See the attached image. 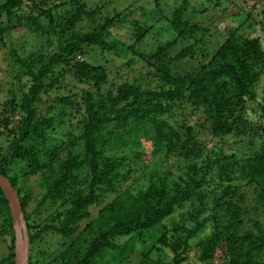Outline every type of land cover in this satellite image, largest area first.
I'll return each mask as SVG.
<instances>
[{"label": "trees", "instance_id": "obj_1", "mask_svg": "<svg viewBox=\"0 0 264 264\" xmlns=\"http://www.w3.org/2000/svg\"><path fill=\"white\" fill-rule=\"evenodd\" d=\"M147 1L158 19L146 27L132 18L137 1L109 14L108 4L83 0H0V45L25 29L51 49L12 48L5 89L0 80V175L21 205L28 264H189L190 254L193 264H264L261 41L239 33L244 23L219 34L193 20L220 0H178L168 15L160 0ZM129 26L132 42L106 40ZM152 32L158 45L145 54L139 44ZM87 48L142 59L154 85L136 78L105 89L109 70L80 60ZM160 155L182 161L180 174L154 171L140 181L138 166ZM30 177L39 199L24 187ZM45 235L59 239L52 252L38 247ZM3 237L0 264H15L0 189Z\"/></svg>", "mask_w": 264, "mask_h": 264}, {"label": "rangeland", "instance_id": "obj_2", "mask_svg": "<svg viewBox=\"0 0 264 264\" xmlns=\"http://www.w3.org/2000/svg\"><path fill=\"white\" fill-rule=\"evenodd\" d=\"M86 2L88 8L93 7L94 5H102L108 4L106 11L109 14H112L113 9L120 11L121 9L125 8L129 4H133L135 10L139 13H135L132 18L139 19L141 25H145L144 22L146 21L147 25L153 24V19H158V16L150 14V6H148L147 0H83ZM229 1V2H228ZM161 7L164 9V14L168 15L170 11L177 5L178 0H160ZM194 3L199 4H206L205 7L211 2L209 0H192ZM213 2V1H212ZM222 6L215 7L214 5L208 7L207 11L202 14L195 15L193 20L203 23L205 26H209L211 31L213 32V27H217L216 30H219V34H223L226 32V27L230 29H234L238 27V24L244 23L239 30V33L246 34L250 37H257L260 39L261 44L264 48V0H220ZM223 9L222 12L220 8ZM226 7L227 11L224 9ZM226 12V14H223ZM249 14L250 18L247 20L245 19L246 15ZM222 16H226L222 18ZM236 16V17H235ZM233 19H232V18ZM246 20V21H245ZM245 21V22H244ZM133 27L129 26L126 29L120 30H112L110 35L106 38L107 41H112L114 38H117L124 42H132L131 33L133 31ZM218 38V37H217ZM158 45L157 36L152 32L151 34L148 33L143 38L141 43L139 44V49L144 51L147 54L149 51L153 50ZM17 49L20 52H29V51H43V53H50L51 49H46V45L40 44V40L36 38L34 34L28 33L25 29H17L11 32L7 39H5L4 45H0V80L4 81L3 85L6 81L9 80L4 74V72L8 69V55L11 49ZM88 55H81L80 60L91 61L93 64H102L109 70V80L107 84L104 85L105 89L112 88V84H121L124 81H132L136 78H141L142 85L145 86L147 83H150L151 86L154 85L155 78H151V76L147 74V63L138 57L128 56L123 58L119 55L118 52H110V53H102L98 48L95 51L89 50ZM101 52V53H100ZM134 59V63H129V60ZM149 68V67H148ZM263 84V83H262ZM2 85V88H6ZM67 90H73L74 80L70 79L68 81ZM264 85V84H263ZM72 87V88H71ZM7 99V95L5 92H0V104ZM177 115H179V111H177ZM203 122L201 116L199 115H192L190 118V124L193 125L200 135V138L203 140H209V136H206L203 129L199 126ZM264 123V119L261 120ZM215 142H209L207 144L208 147H211L212 144ZM228 147V146H227ZM226 150V148H225ZM146 156V154H144ZM181 162L175 158H168L167 160L163 159V156H157L150 160L148 159L144 165H139L138 167H143L141 169L142 175L145 176L140 181L147 179V175L151 172H165L167 169H170L176 178L180 173L177 170L179 166H181ZM140 171V170H139ZM140 171V172H141ZM25 188H30L33 191V196L36 199H39L41 196V191L38 187V177H30L25 182ZM36 201L31 203V206H35ZM30 211V210H29ZM96 210H93V215L95 214ZM181 213V211L179 212ZM176 220H178V214L176 215ZM264 224V220L262 222ZM58 240V241H57ZM9 242V238H0V261L7 255V245ZM59 243V239L57 237L51 235H45L44 242L38 245L41 249L50 250L51 252L57 248V244ZM15 250V248H14ZM193 255H189V264H193L194 258ZM167 262L169 258L165 256L164 258Z\"/></svg>", "mask_w": 264, "mask_h": 264}, {"label": "water", "instance_id": "obj_3", "mask_svg": "<svg viewBox=\"0 0 264 264\" xmlns=\"http://www.w3.org/2000/svg\"><path fill=\"white\" fill-rule=\"evenodd\" d=\"M0 189L8 202L15 236V264H28V231L17 193L9 181L0 175Z\"/></svg>", "mask_w": 264, "mask_h": 264}]
</instances>
